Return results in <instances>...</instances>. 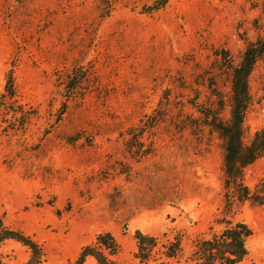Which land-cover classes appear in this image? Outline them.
Returning a JSON list of instances; mask_svg holds the SVG:
<instances>
[{
    "label": "rangeland",
    "instance_id": "rangeland-1",
    "mask_svg": "<svg viewBox=\"0 0 264 264\" xmlns=\"http://www.w3.org/2000/svg\"><path fill=\"white\" fill-rule=\"evenodd\" d=\"M153 1L0 0V94L9 73L15 93L0 99V220L39 245L38 264H72L106 232L116 264H189L194 240L209 235L221 209L222 142L198 125L187 99L198 91L199 103L216 100L198 84L207 73L229 118L230 80L215 51L227 49L236 62L247 41L264 35V0L143 9ZM72 76L82 78L69 98ZM249 87L245 142L264 127V60ZM8 107L28 112L13 132ZM149 114L162 121L142 138L151 153L138 157L126 130ZM262 178L264 156L243 170L252 192ZM238 215L251 236L235 264L264 262V204L246 202ZM136 232L154 239L148 263L137 257ZM176 241L180 250L167 256ZM0 255L28 264L31 252L8 239ZM82 264L97 262L87 256Z\"/></svg>",
    "mask_w": 264,
    "mask_h": 264
},
{
    "label": "trees",
    "instance_id": "trees-1",
    "mask_svg": "<svg viewBox=\"0 0 264 264\" xmlns=\"http://www.w3.org/2000/svg\"><path fill=\"white\" fill-rule=\"evenodd\" d=\"M166 2L167 0H154L151 4L144 6L143 9H157L164 6ZM262 11L264 12V7ZM215 55L220 65L219 68L228 74L230 80L229 118L224 120L221 117V110L224 106L223 97L217 88L212 87L214 85L213 77H209V81H206L207 73L201 75L198 84L208 88L216 100L210 101L208 98L209 105L199 103V92L195 91L196 95L187 99V102L199 114L198 120L200 122L198 125L207 126L215 131L222 142L224 195L221 209L218 214H215L212 223L209 225V235L194 240L189 255V264H213L216 262L235 264L240 261L248 253L247 241L251 236L248 224L238 217L241 206L246 202L264 204V178L259 181L257 185L259 190L256 192H252L243 180L244 168L259 157L264 156V127L257 129L247 142L243 140V121L251 103L249 77L257 62L264 60V35H257L254 40L247 41L236 62L227 49L216 50ZM81 78L80 76L68 77L64 87L69 93V98L76 93L74 90ZM14 94L13 77L9 73L0 99L4 102L13 100ZM8 108L10 118L15 123H10L7 128L13 132L25 125L28 121V112L21 108L19 110ZM192 118L191 120H196ZM161 121V117L149 114L130 126L126 130L129 137V141L126 143L128 152L138 157L151 153L152 144L144 146L142 138L152 134ZM215 226H220L217 231L213 230ZM134 236L137 240V257L139 260L146 263L152 261L153 253L151 250L154 247V239L140 232H136ZM8 239L20 242L30 249L31 255L28 264L39 263L42 255L39 245L23 232L4 226L0 220V244ZM172 244V248H169L167 253L169 257H173L180 250L178 241ZM116 250L117 243L114 237L108 232L102 233L97 236L95 245H86L82 248L72 264H82L87 256H92L97 264H116L110 258ZM0 264H6L1 255ZM259 264H264V262Z\"/></svg>",
    "mask_w": 264,
    "mask_h": 264
}]
</instances>
